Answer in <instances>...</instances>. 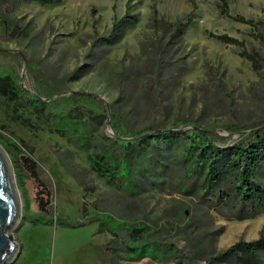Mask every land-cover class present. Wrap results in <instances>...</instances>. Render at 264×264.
Returning a JSON list of instances; mask_svg holds the SVG:
<instances>
[{"label":"rangeland","instance_id":"374dc122","mask_svg":"<svg viewBox=\"0 0 264 264\" xmlns=\"http://www.w3.org/2000/svg\"><path fill=\"white\" fill-rule=\"evenodd\" d=\"M227 1L231 17L261 25L254 28L223 16L220 0H63L55 5L5 0L0 2V77L17 74L27 92L62 115L74 107L100 115L103 102L109 117L100 131L114 137L113 126L120 128L125 144L134 140L130 129L176 118L215 133L220 145L233 144L264 123V62L259 75L240 56L243 50L256 51L264 61V42L258 38L264 37V0ZM126 15L135 20L113 34ZM187 18L194 23L169 48L167 79L153 84L144 78L121 79L123 72L143 65V45L161 36L153 19L174 23ZM210 34L228 35L244 46ZM109 36L111 42L102 40ZM73 94L91 98L72 106ZM68 138L52 131L31 108L0 98V145L10 144L13 154L5 151L21 202L14 231L19 253L10 264H159L149 258L133 260L138 253H128L123 244L129 229L143 224L149 229L145 236H166L191 254L183 227L195 214L201 217L198 226L191 224L195 237L209 235L216 253L264 232V215L237 220L156 188L129 196L91 169L83 150L85 137L75 135L79 146ZM44 190L53 193L46 212L52 214L49 224L41 220L46 213L40 203L48 202L40 198ZM173 206L182 208L181 225L165 216ZM67 222L85 224L72 227ZM121 222L125 229L120 236L103 232L118 229Z\"/></svg>","mask_w":264,"mask_h":264},{"label":"trees","instance_id":"16d2710c","mask_svg":"<svg viewBox=\"0 0 264 264\" xmlns=\"http://www.w3.org/2000/svg\"><path fill=\"white\" fill-rule=\"evenodd\" d=\"M24 1L55 5L63 0ZM220 2L223 16L254 28L261 25L242 16L231 17L228 1ZM133 20L135 19L130 15L123 17L114 25L113 34ZM193 23L190 18L174 23L153 19L152 26L160 31L161 36L143 45L142 53L146 56L143 65L123 72L121 79L135 82L144 78L151 84L167 79L171 70L169 48L182 38ZM210 36L226 44L244 46L241 41L228 35ZM258 38L264 42L262 35ZM102 40L109 43L111 36ZM240 56L251 63L257 74H262L264 61L256 51L243 50ZM0 98L31 108L60 137L74 136L68 138L73 146H79L76 140L79 134L85 137L83 150L91 169L107 184L129 196H139L147 188H156L161 192H177L199 201L210 210L237 220L264 215V123L255 127L254 131L243 134L235 143L220 145L215 133L200 128L191 120L176 118L138 130L130 129L129 135L134 140L125 144L120 141L123 136L120 128L113 126L114 137L100 131L109 117V111L103 102H100L104 107L100 115L78 107L72 108L66 115L58 114L46 102L27 92L15 73L0 77ZM90 98L89 95L73 94L70 96L71 105L75 106L78 101ZM1 145L9 154H13L10 144L1 142ZM13 146L17 148V145ZM34 167L32 163L31 168ZM41 194L40 198L48 200L47 203L41 200L40 203L41 210L46 213L53 193L51 190H44ZM181 209L173 206L166 211L165 216L168 220L169 217L175 218L174 223L181 225L184 222ZM41 220L43 224L52 223V214L42 213ZM199 223L201 217L195 214L192 221L183 227L191 243V254L166 236L155 233L145 236L149 229L143 224L129 229V238L123 243L124 249L128 253H138V257L133 260L149 258L159 264H170L173 260H181L182 264H264V232L256 240H239L228 249L216 253L208 244L209 235L202 233L200 237H195L191 224L198 226ZM67 224L78 227L85 223ZM120 225L118 229L107 227L103 232L120 236L125 223L121 222Z\"/></svg>","mask_w":264,"mask_h":264},{"label":"water","instance_id":"95a60500","mask_svg":"<svg viewBox=\"0 0 264 264\" xmlns=\"http://www.w3.org/2000/svg\"><path fill=\"white\" fill-rule=\"evenodd\" d=\"M6 154L0 145V264L13 263L19 253L14 231L20 220L21 209L12 186Z\"/></svg>","mask_w":264,"mask_h":264},{"label":"bare ground","instance_id":"6f19581e","mask_svg":"<svg viewBox=\"0 0 264 264\" xmlns=\"http://www.w3.org/2000/svg\"><path fill=\"white\" fill-rule=\"evenodd\" d=\"M6 157H7V162L9 164V166H10V169H11L12 186H13V189L15 191V194H16V197H17V200H18V203H19V207L21 209V202H20L18 190H17L16 184H15V178H14L13 170H12V167H11V164H10V161H9V158H8V155L7 154H6Z\"/></svg>","mask_w":264,"mask_h":264}]
</instances>
